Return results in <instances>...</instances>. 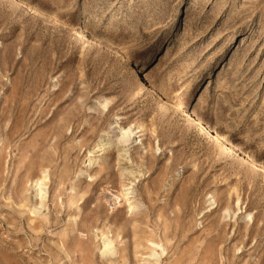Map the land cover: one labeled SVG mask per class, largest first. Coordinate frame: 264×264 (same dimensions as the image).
Here are the masks:
<instances>
[{"label":"rangeland","instance_id":"1","mask_svg":"<svg viewBox=\"0 0 264 264\" xmlns=\"http://www.w3.org/2000/svg\"><path fill=\"white\" fill-rule=\"evenodd\" d=\"M0 264H264V0H0Z\"/></svg>","mask_w":264,"mask_h":264},{"label":"bare ground","instance_id":"2","mask_svg":"<svg viewBox=\"0 0 264 264\" xmlns=\"http://www.w3.org/2000/svg\"><path fill=\"white\" fill-rule=\"evenodd\" d=\"M29 7L34 11V12H39L35 7L33 6H30ZM148 88H147V93H151L153 94L155 97H157L158 101H160L162 104H165V105H168L167 102L161 97V95L156 91V88L153 84V82H149V84H147ZM181 116H185V117H188V114L186 113V111L184 109H182V114ZM195 121L199 124H201V120L196 117L194 118ZM209 129V128H208ZM132 131L127 129V130H124L121 134V137L119 138V141L118 143H116V146H117V150L118 151L117 153L118 156L120 158L122 157H127V154H128V150L126 149V146L125 144H127L130 140V138L132 137ZM215 137L217 139H221L222 141H226L221 135H219L218 133L215 134ZM109 137L107 134L101 136L98 140H97V143L96 145L93 147L95 150L93 152H104V151H108L111 149V143L109 142ZM118 144H122L120 147H118ZM124 144V145H123ZM231 146V149L233 150H237V147L233 144L230 145ZM238 151V150H237ZM90 156H92L90 154ZM245 157L247 160L249 161H252V159L245 154ZM92 157L88 158V165H91L95 162V160L93 161V158L91 159ZM122 171V172H121ZM120 172L122 173V175H133V173L131 172V169H127V168H122ZM120 173V174H121ZM131 178V177H130ZM134 180V179H133ZM48 181V174L45 171H42L41 172V175L39 177H37L35 180H34V188H35V197H37L40 202L46 197V194H47V187H46V183ZM133 184L132 182H129L128 184H123L122 185V195L126 201V204L127 206L129 207L128 209L131 211V210H134L136 209L135 205H134V202L131 200L133 199ZM42 206V204H41ZM40 207V206H39ZM101 244H102V249H101V252L102 253H107V252H110L112 251L113 249V240L111 238H109L108 235H102L101 237ZM157 247H160L159 245H155ZM108 254V253H107ZM156 256L155 253H150V257H154Z\"/></svg>","mask_w":264,"mask_h":264}]
</instances>
